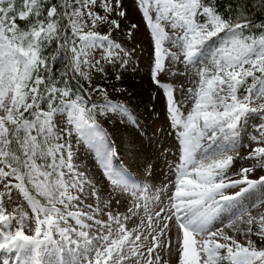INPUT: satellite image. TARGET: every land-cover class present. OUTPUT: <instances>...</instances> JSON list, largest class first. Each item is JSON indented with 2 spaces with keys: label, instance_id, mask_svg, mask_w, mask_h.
Wrapping results in <instances>:
<instances>
[{
  "label": "snow or ice",
  "instance_id": "6c2138e0",
  "mask_svg": "<svg viewBox=\"0 0 264 264\" xmlns=\"http://www.w3.org/2000/svg\"><path fill=\"white\" fill-rule=\"evenodd\" d=\"M137 7L153 46L150 80L176 141L164 153L176 157L165 160L174 179L159 187L147 183L151 163L140 183L113 165L114 142L97 120L110 113L144 135L112 99L127 92L117 84L131 63L113 38L128 20L123 0H0V251L17 264H264V122L250 136L257 146L239 152L249 118L264 116V0ZM73 135L95 150L101 181L79 170ZM237 159L250 166L235 169Z\"/></svg>",
  "mask_w": 264,
  "mask_h": 264
},
{
  "label": "rangeland",
  "instance_id": "374dc122",
  "mask_svg": "<svg viewBox=\"0 0 264 264\" xmlns=\"http://www.w3.org/2000/svg\"><path fill=\"white\" fill-rule=\"evenodd\" d=\"M123 3L128 20L121 23V29L113 33V38L118 43H122L126 50L130 51L131 63L127 66L126 71L120 69L123 73V80L117 84L118 87L126 88L127 92L123 95H113L112 99L121 100L128 106L136 117L140 130L144 135H139L130 123L127 121L121 122L118 116H113L110 113L99 116L97 120L110 134V138L114 142L117 154L112 161L113 165L117 168L126 169L140 183L142 182L140 177L144 172L146 162L151 163L153 165L152 176L147 183L159 187L174 179L165 160L172 162L176 157L171 154L165 156L164 153L175 152L176 141L173 136L167 134V124L164 117L165 98L162 90H158L157 86L150 80L149 64L152 60L153 46L150 42L149 31L137 7V0H123ZM131 24H136L138 27L133 31V35L129 37L127 32ZM166 30L168 29L166 28ZM169 46L167 43L165 44V47ZM113 71H116V69H109V75ZM160 79L162 82L174 83L166 75H161ZM95 82L102 83L103 81L97 77ZM185 83L187 86V82ZM176 98L177 100H181L179 93H176ZM190 107V102L184 104L183 111L185 114ZM157 113H159L158 119L156 118ZM261 122H264V116H261L259 113L253 114L242 130L240 143L243 146L239 149L242 157L247 156L250 149L257 146L256 143L250 142V136L258 135L256 128ZM162 128L166 130L164 133L161 132ZM149 138L151 139L149 140ZM72 144L75 153V163L79 166V170L84 171L89 178H94L95 181H101L103 169L100 161L96 157L95 150L83 143L77 144L75 135H73ZM250 163V161L237 159L234 162V168L239 169L240 167L250 166ZM257 174H260L259 170ZM102 182L107 189L109 185L106 178ZM107 195L108 192L106 190L103 196ZM113 195L115 196V194ZM117 198L121 199L119 211L123 213L130 204L131 198L127 197V194H125V197ZM13 200L16 203H24L22 197H19L15 190H13ZM84 203H90L95 206V198L88 196ZM14 206L15 204L9 206V211ZM115 208L116 206L114 204L113 209L115 210ZM255 212L256 209H253L254 214ZM100 218L106 219V215ZM133 226L131 223L128 224L130 228ZM238 239L243 242V238L238 237ZM253 239H256V237H253ZM161 254L163 255V253ZM4 259L9 260L10 264H17L18 260L15 253L0 251V261Z\"/></svg>",
  "mask_w": 264,
  "mask_h": 264
},
{
  "label": "trees",
  "instance_id": "16d2710c",
  "mask_svg": "<svg viewBox=\"0 0 264 264\" xmlns=\"http://www.w3.org/2000/svg\"><path fill=\"white\" fill-rule=\"evenodd\" d=\"M229 2H230V0H218V3H219V5H220L221 7H223V5H225V4L229 3ZM55 67H56V70H57V71L62 70V69H63V64H62V62H61V61H57ZM85 87H87V85H85Z\"/></svg>",
  "mask_w": 264,
  "mask_h": 264
}]
</instances>
